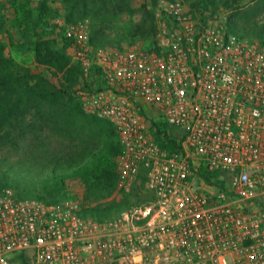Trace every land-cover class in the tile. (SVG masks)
Masks as SVG:
<instances>
[{
  "label": "built area",
  "instance_id": "1",
  "mask_svg": "<svg viewBox=\"0 0 264 264\" xmlns=\"http://www.w3.org/2000/svg\"><path fill=\"white\" fill-rule=\"evenodd\" d=\"M158 4L167 24L150 48L95 46L88 20L56 21L89 79L82 108L123 148L114 197H148L100 221L80 198L6 189L0 264H264V49L226 17Z\"/></svg>",
  "mask_w": 264,
  "mask_h": 264
},
{
  "label": "trees",
  "instance_id": "2",
  "mask_svg": "<svg viewBox=\"0 0 264 264\" xmlns=\"http://www.w3.org/2000/svg\"><path fill=\"white\" fill-rule=\"evenodd\" d=\"M4 1L0 0V32L6 29ZM6 1L12 7L24 43L31 45L40 63L59 79V85L56 90L35 86L36 76L30 68L2 58L0 41V148L50 132V138L61 141V149L33 158L26 164L14 165L0 160V194L11 189L20 199H38L50 204L77 198L59 197L70 182L77 181L84 190L81 202L85 216L100 221L117 216L121 210L130 207L134 196L141 198L139 190L125 194L120 204L112 203L119 181L118 159L123 148L110 122L87 114L82 108L77 90H73L82 71L67 56L70 42L61 39L63 28L56 21L63 18L65 24H70L89 18L92 44L117 45L122 49L124 47L109 32L114 30L120 17L135 15V0H63L62 8H51L44 1L36 10L32 0ZM151 1L154 7L157 0ZM216 1L191 0L190 11L217 9ZM221 1L225 5H239L242 0ZM140 12V22L131 25L125 37L131 41L147 37L155 39L158 26L154 10L145 4ZM243 25L242 21L230 20L227 27L234 33L243 28V34L254 37L264 49V24ZM32 33L33 40L30 39ZM58 40L62 41L60 48L56 46ZM199 176L205 183H211L212 174L204 169ZM16 259L18 264H28L26 254H19Z\"/></svg>",
  "mask_w": 264,
  "mask_h": 264
},
{
  "label": "rangeland",
  "instance_id": "3",
  "mask_svg": "<svg viewBox=\"0 0 264 264\" xmlns=\"http://www.w3.org/2000/svg\"><path fill=\"white\" fill-rule=\"evenodd\" d=\"M20 2L24 0H18ZM46 1L51 8H62L63 0H32L34 9H38L41 2ZM185 6L190 9L191 0H178ZM195 1V0H192ZM229 1V0H228ZM217 9L210 8L208 11H211V14L218 16H223L227 18V22L232 20L236 22L242 21L245 26L255 27L261 26L264 24V0H242L239 5L228 4L225 5L221 0H217ZM5 4V18H6V29L0 32V41L3 45L2 58L5 61H15L27 68H30L36 80L34 85L37 87H44L51 90H56L59 85V79L52 76L49 72V69L43 66L40 63L39 57L34 51H32L31 45L24 43V40L21 37L20 29L16 26L14 13L12 7L9 5L8 1H4ZM147 5L148 8H152L156 15L158 29L162 28L166 23L165 17L162 16L161 8L158 4L153 6L151 0H135L134 6L137 9L133 17L124 15L119 18V22L114 28L113 31H110L109 34L115 40H118L121 47H130L136 43H139L145 48H150L153 44L156 43V38H136L133 41L128 39L125 34L127 29L136 23H139L141 20V6ZM239 9V11H236ZM239 13V14H237ZM60 22H64L63 18L59 19ZM88 20L90 24V19H81ZM243 25V26H244ZM247 27V28H248ZM245 30L243 28L239 29V32L236 33L242 38H250L248 35L243 34ZM12 39V41H11ZM30 39L33 40V33L30 35ZM62 39V38H61ZM251 39L256 40L254 37ZM60 48L62 46V41L58 40L56 44ZM118 48L117 45L114 46ZM67 56L70 58L71 62L75 64L70 50H67ZM88 78L81 74V78L78 84L75 85L73 90H79L80 88L86 86ZM50 132L39 135V137L29 136L26 140H23L16 145H7L3 148H0V160H7L9 163L14 165L26 164L33 158H40L46 153H54L58 148L61 149V141L57 138H50ZM13 191V190H12ZM14 192V191H13ZM84 190L81 188L77 181L70 182L65 192L59 197L65 198L69 196H76L77 198L82 199ZM142 199L148 197L147 195H139ZM124 198V197H123ZM119 197H114L112 200L113 204H120L124 199ZM141 198L133 197V204L141 200ZM130 205V206H131ZM28 258L30 254L27 255ZM15 258V257H14ZM13 264H18V260H14Z\"/></svg>",
  "mask_w": 264,
  "mask_h": 264
}]
</instances>
